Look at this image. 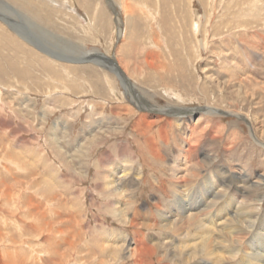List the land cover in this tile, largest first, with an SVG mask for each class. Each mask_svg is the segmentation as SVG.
I'll return each mask as SVG.
<instances>
[{
  "label": "rangeland",
  "instance_id": "374dc122",
  "mask_svg": "<svg viewBox=\"0 0 264 264\" xmlns=\"http://www.w3.org/2000/svg\"><path fill=\"white\" fill-rule=\"evenodd\" d=\"M127 1L0 0V14L11 20H0V37L17 44L0 42V264L211 263L215 252L196 229L203 194L189 207L196 216L185 217L184 230L163 228L160 213L172 211L174 192L189 199L216 167L264 175V145L257 143L264 144V16H256L263 10L250 12L249 0H143L150 15L136 10L129 21ZM238 15L254 25L259 18V25L234 33L223 25L218 40L211 36L215 23L235 25ZM241 42L259 47L253 63ZM34 46L73 58L106 53L133 87L125 93L111 71L59 61ZM222 49L240 67L245 58L263 82L254 96L225 70ZM12 63L23 69L20 75ZM205 106L218 111L207 114ZM184 175L181 187L173 185ZM36 184L39 192L31 188ZM228 185L231 190L234 181ZM248 191L241 204L263 226L264 183ZM29 200L36 207L30 214ZM252 228L242 241L250 255ZM229 243L216 252V264L245 257H229L226 250L235 245ZM165 248L174 259L164 260Z\"/></svg>",
  "mask_w": 264,
  "mask_h": 264
},
{
  "label": "bare ground",
  "instance_id": "6f19581e",
  "mask_svg": "<svg viewBox=\"0 0 264 264\" xmlns=\"http://www.w3.org/2000/svg\"><path fill=\"white\" fill-rule=\"evenodd\" d=\"M112 1V0H111ZM114 1V0H113ZM129 1V0H128ZM127 1V5L126 4H123L122 7H125V10H126V13L129 14V16L127 14L128 17H129V21H131L133 18H135V14H134V11H140V13H143V17L146 16V14H149L150 15V9H149V5L147 2L143 1V0H138L136 1L135 3H130V1L128 2ZM237 1V0H236ZM240 1H238L239 3ZM111 4H113L111 2ZM130 4V5H129ZM165 4V3H164ZM223 4H226L225 2H223ZM246 4L248 7H246L247 9L250 10V12H253L255 10H259V9H262L264 11V0H249V1H246ZM219 5V4H218ZM116 6V5H115ZM224 6V5H223ZM234 6V5H233ZM238 8V7H237ZM153 10V9H152ZM261 10H259L258 12H256V16L257 17H263L264 16V12H263V15H261L260 13ZM20 13V12H19ZM99 16L101 17L103 15V12L102 11H99ZM244 13H247V11H245ZM115 14V13H114ZM248 14V13H247ZM244 15V14H243ZM246 15V14H245ZM251 15V14H250ZM249 15V17H250ZM160 16V15H159ZM221 16V15H220ZM219 16V18H220ZM239 16V15H238ZM248 17V16H247ZM252 17H255L254 15H252ZM97 18V17H96ZM251 18V17H250ZM259 18L254 22V24H251L249 20H247L246 18L244 19L243 16L241 15V17L239 16V19H236L234 24L235 25H232V24H228L226 21L223 22L221 21L222 23L221 24H218L215 23L214 26H213V33H212V37L215 39H217V37H220L221 34H223L222 32H219L221 31V28L223 27V25H225L226 29H225V32L229 33H234V31L236 29H246V27H252V28H256L259 24L257 23V21L259 20ZM253 19V18H251ZM262 19V18H261ZM0 20H3L4 22L8 23L11 22V20L9 18H4L3 17H0ZM135 20V19H134ZM255 20V19H254ZM129 24L132 25V23L129 22ZM263 24H264V18H263ZM199 25V24H198ZM197 25V28H199V26ZM10 26V25H9ZM135 26V25H133ZM1 27V25H0ZM129 27V25H128ZM131 31H133V27L130 26ZM130 30V29H129ZM128 33V32H127ZM126 33V34H127ZM132 34V32H131ZM256 34V33H255ZM129 36V34H128ZM127 36V37H128ZM7 37V38H5ZM2 36L0 37V42L3 43V45H8L6 44L7 42L8 43H12L13 42V46L15 47L17 44H15V41L13 39H11L12 37L11 36ZM255 37V36H253ZM252 37V38H253ZM130 39V38H129ZM132 39V38H131ZM214 39V40H215ZM256 39V38H255ZM218 40V39H217ZM130 41V40H129ZM127 42V40H126ZM18 43V42H17ZM130 43V42H129ZM246 43V45H244ZM241 42V50H245V57L250 59L249 60V63H253V61L256 59V54L259 50V47L256 48L255 44L253 43H249V42ZM19 44V43H18ZM217 44V43H216ZM10 46L11 48L13 46ZM214 45H215V42H214ZM9 46V45H8ZM35 47V46H34ZM36 48V47H35ZM41 48V47H40ZM38 49V48H37ZM68 50V49H67ZM248 50H251L250 52ZM40 51V50H39ZM94 51H98V50H94ZM226 50H219L218 52V55H221V58H222V63L224 64V68L226 70V68H230L232 70V73L234 75H236V77H239L243 84V88L246 92V94L248 95V90L250 91V96H254L255 93L253 92V90L257 87V86H260L259 84L260 83H263V82H258L257 81V77L253 76L252 73H249V68L247 67L248 66V63H246V59L243 58V66H239L238 62H234L233 61V58L230 59V56H227L224 52ZM71 52V50H70ZM100 52V51H99ZM244 52V51H243ZM252 52V54H248ZM260 52V51H259ZM44 53V52H42ZM88 53H91L90 51ZM45 55L49 56L48 54L44 53ZM60 54V53H59ZM106 54V53H104ZM51 57V56H49ZM77 57V55H76ZM110 57V56H108ZM217 57V56H216ZM219 58V57H218ZM54 59V58H53ZM57 60V59H56ZM112 60V63H114L115 67H116V71H120L122 74V70L116 65V63ZM60 61V60H59ZM147 61V60H146ZM95 65H98V67H103L102 64H100L99 62H91ZM111 63L109 62V64L107 65H110ZM247 64V65H246ZM254 65V64H253ZM128 65L124 64V67H127ZM1 67V66H0ZM14 65V63H12V65H9V68L14 72L16 71L18 73V75L21 74L22 72V68H18L16 69V67ZM44 67V66H43ZM99 67V68H100ZM250 67V66H249ZM108 70V69H107ZM3 71L5 72L4 69L1 70L0 68V72ZM110 71V70H109ZM230 71V70H229ZM2 72V74H3ZM112 72V71H111ZM225 72V71H224ZM114 73V72H112ZM115 74V73H114ZM4 76V75H3ZM233 76V75H232ZM1 78V77H0ZM124 78V79H123ZM123 78H118L119 79V82L121 83V86L122 88L125 90L124 92L126 93V90L129 89V87H133V85L127 81V78L125 79V76L123 74ZM236 79V78H234ZM237 80V79H236ZM235 80V81H236ZM213 81V80H212ZM239 81V80H238ZM263 81V80H262ZM228 82V81H227ZM226 82V83H227ZM212 83V82H211ZM237 83V82H236ZM214 85V83H212ZM218 84V83H217ZM125 85V87H124ZM216 85V84H215ZM219 85V84H218ZM263 85V84H262ZM236 86V85H235ZM128 87V88H127ZM218 87V86H215V88ZM221 87V86H220ZM230 87V86H229ZM242 87V86H241ZM214 88V89H215ZM258 88V87H257ZM260 88H263L264 90V86H261ZM234 88L230 89V90H233ZM256 90V89H255ZM262 90V89H261ZM262 90V91H263ZM171 92V90H170ZM219 92V91H218ZM264 92V91H263ZM262 92V93H263ZM237 93V92H236ZM242 93V92H241ZM259 93V92H258ZM168 94V93H167ZM240 94V93H239ZM243 94V93H242ZM260 94V93H259ZM246 95V96H247ZM242 97V96H241ZM256 97V96H255ZM238 98V97H237ZM249 98V97H248ZM254 99V98H253ZM261 99V98H260ZM264 100V98H263ZM146 101V100H145ZM240 101V100H239ZM249 101V100H248ZM251 101V100H250ZM142 102V101H141ZM133 103V102H132ZM150 104V103H148ZM154 107V106H153ZM155 108V107H154ZM238 108V107H237ZM179 109V108H178ZM213 107H210V106H205V108L203 109V111L207 114H212L213 112H217L218 110L215 109ZM172 111H176L175 113L179 112L177 111L175 108L174 109H171ZM164 111H168V108L167 109H164ZM180 113V112H179ZM237 116L239 114H236ZM240 116V115H239ZM141 119V118H140ZM257 123V122H256ZM264 128V127H263ZM195 129V127H194ZM252 129V127H251ZM260 128H259V132H260ZM251 134V133H250ZM235 135V134H234ZM233 135V136H234ZM253 139H256L255 136H252ZM261 145H264L262 142H257ZM186 149V148H185ZM154 149H152L153 151ZM153 153V152H152ZM151 153V154H152ZM189 154V152H188ZM154 156V154H153ZM156 157V155H155ZM190 159L188 156H187V159H186V163L183 165L187 168H185L184 170L186 172H188V165L190 164ZM206 156H204V161L206 160ZM14 161V160H13ZM15 165V164H14ZM179 165H177V168H178ZM182 166V167H183ZM180 170V169H179ZM230 172V171H228ZM228 172L227 170L223 171L221 170L220 167H216L215 169H213L210 173H209V176L199 185V188L196 187V189L192 192H190L189 194V199H184V196L182 198V196L179 194H177L178 192H174V196H173V202L170 204H172V211L171 212H167L166 214H163V213H160V217H159V222H162V227L163 228H166V227H170L171 224L172 225H176V224H179L181 225V228L184 230L185 228L182 227L184 224H185V220H186V216H188L190 218V221L193 222V216L195 215L196 216V212L199 211V213H201V218L205 215V214H208V221L209 223L208 224H205L204 222H202V219L201 218H197L195 219L196 220V229L199 230L200 234H198L199 238L200 239H203V242L208 246L210 247L211 249H213L211 251V253L215 252L213 255H214V258L211 259V263H207V264H216L217 262V259L220 258V254L216 252L218 251V249H225V242H230L229 244L231 245V243L235 244L233 245L230 249L226 250L227 254L229 257H232L233 255H237L240 257L242 255V253H244L243 255H245V257L243 256V258H241L238 263L239 264H264V225L263 226H259L258 223H257V216H260L259 214L256 216L255 212L252 210L251 206H243L241 203L243 202L242 200H244V198L246 197L247 198V195H249V191L248 189L249 188H252L254 187L255 185L259 184V183H264V175L263 174H258L256 176V179L254 178H250L249 176L246 175V170L244 167H241V170L240 172H236V173H232L230 172L229 174H231V176L228 175ZM123 174V173H122ZM185 174V173H184ZM225 174H227V177ZM175 175H178V173H175ZM2 177V176H1ZM176 177V176H175ZM179 179V181L177 182H174L173 185H176L178 186L181 182L183 183V181H185V178L186 176L184 175V177L180 178V177H177ZM229 178V179H228ZM108 179V178H107ZM46 180V179H45ZM109 181L105 180V185H109L110 184V181H112V179H108ZM231 181H234V186H232L231 190L229 189H226V188H229V185L228 183L231 182ZM4 181V179H0V184H2ZM182 183L179 185V187L182 186ZM42 184V183H40ZM37 186L35 187H31L33 189H37L36 192H39L40 190H38L37 187H41L39 184H36ZM50 185V184H49ZM52 185V184H51ZM43 186V184H42ZM47 187V186H46ZM221 187V188H220ZM224 188L223 192H222V189ZM116 189V188H115ZM113 189V190H115ZM188 189V188H187ZM45 190V189H43ZM120 190V189H119ZM182 190V189H181ZM212 190V192H211ZM225 190H228V193L225 192ZM251 190V189H250ZM185 191V190H184ZM181 192V191H180ZM41 193V192H40ZM212 193V194H211ZM5 194L7 195L8 194V191L5 190ZM43 194H45L43 192ZM196 194H203V197L199 198V201H200V204L201 205V210L198 209L196 212H194L195 210H191V208H189L190 206L192 207V204L194 205L195 202L197 201L198 198H196ZM206 194V195H204ZM42 195V194H41ZM188 196V195H187ZM196 196V197H195ZM245 198V199H246ZM27 199H29L27 197ZM22 200L23 197H22ZM26 200V199H25ZM220 201V203L222 205L220 206H216L213 205L214 203H216V201ZM31 200L27 201L28 204H30V207H29V214L30 213H33L36 208L35 206H33V204L30 202ZM169 201H171L169 199ZM239 201L240 204L238 207L235 206L236 202ZM242 201V202H241ZM6 204L3 203L2 205ZM225 204V208L224 209H221L222 207ZM212 206H214L212 208ZM216 206V207H215ZM167 208V207H165ZM169 208V207H168ZM33 209V210H32ZM227 209H230L231 210V213L229 214L230 216L227 217ZM209 210V211H207ZM195 214H194V213ZM199 215V214H198ZM264 216V213H262L261 217ZM186 217V218H185ZM127 218V217H126ZM188 218V219H189ZM205 218V216H204ZM137 219V218H136ZM200 220V221H199ZM206 220V221H207ZM121 221V220H120ZM124 221V220H123ZM204 221V220H203ZM191 224V223H190ZM132 225V224H131ZM130 225V226H131ZM257 227V230H255V235L254 237L252 238V240L250 242H246V245L248 246L246 249H253L254 252L252 253V255L248 254L246 251H245V246H243V239H244V235L247 233V231L249 229H253L252 227L255 226ZM133 226V225H132ZM167 229V228H166ZM180 230V228H179ZM201 230V231H200ZM250 231V230H249ZM254 231V230H253ZM137 232V231H136ZM184 233V231H182ZM203 232V233H202ZM186 233V231H185ZM188 233V232H187ZM186 233V234H187ZM198 233V232H197ZM206 234L204 237L202 234ZM249 235V234H248ZM252 235V234H251ZM184 236V235H183ZM247 236H245L246 238ZM198 238V239H199ZM196 239V238H195ZM197 239V240H198ZM199 239V241H200ZM140 240V239H139ZM196 241V240H195ZM138 244H139V241H137ZM165 242V241H164ZM201 242V241H200ZM195 243V242H194ZM199 243V242H197ZM197 243H196V247H197ZM137 244V243H136ZM135 244V245H136ZM201 244V243H200ZM227 244V243H226ZM137 246V245H136ZM173 246V245H172ZM187 246V245H186ZM185 246V247H186ZM56 247V246H55ZM139 247V246H138ZM181 247V246H180ZM240 247H243V249L241 251H239ZM137 248V247H135ZM180 249V248H179ZM141 250V249H140ZM145 250V249H144ZM187 250V249H186ZM252 250V251H253ZM148 251V250H147ZM145 252V251H144ZM163 252V257H164V260L166 261L167 260H171L172 257H169L170 256V252H167L166 248L164 250H162ZM187 252V251H186ZM229 252V253H228ZM56 253V252H55ZM179 253H180V250H179ZM210 253V254H211ZM251 253V252H250ZM202 255V254H201ZM200 256V255H199ZM174 259V258H172ZM203 259V258H202ZM208 259V257H207ZM186 260V259H185ZM200 259L198 258V261ZM140 261V260H139ZM174 261V260H172ZM167 262V261H166ZM202 262V260H201ZM140 263V262H139ZM196 264V262H195ZM200 264H205L204 263H200Z\"/></svg>",
  "mask_w": 264,
  "mask_h": 264
},
{
  "label": "water",
  "instance_id": "95a60500",
  "mask_svg": "<svg viewBox=\"0 0 264 264\" xmlns=\"http://www.w3.org/2000/svg\"><path fill=\"white\" fill-rule=\"evenodd\" d=\"M4 15L0 14V17H3ZM38 48L40 51L48 54L49 56H51L54 59L60 60V61H64V62H69V63H83V62H99L100 64H102L103 68L108 69L112 72L115 73V75L118 78H123V74L120 71H116V67L114 65V63H112V60L110 57L107 56V54L104 53H98L97 58H93L91 57V53H83L82 56L77 57V58H73V57H69V56H61L58 53L54 52L53 50H48V49H43V48ZM109 62L111 63L110 65ZM124 79V78H123ZM229 115V114H228Z\"/></svg>",
  "mask_w": 264,
  "mask_h": 264
},
{
  "label": "crops",
  "instance_id": "0c3cea01",
  "mask_svg": "<svg viewBox=\"0 0 264 264\" xmlns=\"http://www.w3.org/2000/svg\"><path fill=\"white\" fill-rule=\"evenodd\" d=\"M214 205H215V204H214ZM216 206H217V204H216ZM216 206H215V207H216Z\"/></svg>",
  "mask_w": 264,
  "mask_h": 264
}]
</instances>
